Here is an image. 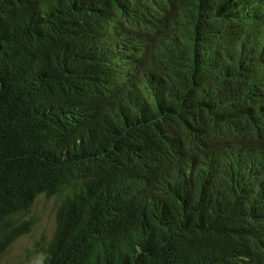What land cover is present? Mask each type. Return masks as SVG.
Here are the masks:
<instances>
[{"label":"trees","instance_id":"obj_1","mask_svg":"<svg viewBox=\"0 0 264 264\" xmlns=\"http://www.w3.org/2000/svg\"><path fill=\"white\" fill-rule=\"evenodd\" d=\"M241 13L0 0V257L45 194L41 264H264V36Z\"/></svg>","mask_w":264,"mask_h":264},{"label":"rangeland","instance_id":"obj_2","mask_svg":"<svg viewBox=\"0 0 264 264\" xmlns=\"http://www.w3.org/2000/svg\"><path fill=\"white\" fill-rule=\"evenodd\" d=\"M60 196L40 195L21 219L32 220V231L22 235L1 257L0 264H40L44 249L51 241L55 226Z\"/></svg>","mask_w":264,"mask_h":264},{"label":"clouds","instance_id":"obj_3","mask_svg":"<svg viewBox=\"0 0 264 264\" xmlns=\"http://www.w3.org/2000/svg\"><path fill=\"white\" fill-rule=\"evenodd\" d=\"M228 1V7H229V9H230V11L232 12V13H234V11L235 10H239V11H241L242 13V15H243V17H244V19H245V21H246V23H247V25H249L250 27H251V25H253V27H249V29H246V31H248L249 33H253L254 31H258V34H259V36H264V5L263 4H258L260 1L261 2H263L264 3V0H227ZM259 11V13L261 14L262 13V16L263 17H256L255 18V16L256 15H254L256 12H258ZM253 19V18H255L254 19V22L253 21H251V19ZM40 195H45V194H40ZM40 195H38V196H40ZM47 196V195H46ZM53 196H58V195H53ZM60 196V203H61V195H59ZM49 197H52V196H49ZM38 198V197H37ZM36 198V199H37ZM36 201V200H35ZM35 203V202H34ZM60 203H59V205H60ZM59 205H58V207H59ZM33 206V205H32ZM31 206V207H32ZM31 209V208H30ZM29 209V210H30ZM28 210V211H29ZM57 210H58V208H57ZM27 211V212H28ZM22 213H25V212H21V213H18V214H16L15 216H13V219L18 223V222H21V221H24V220H27V219H21L20 218V215L22 214ZM56 215H57V212H56ZM31 222H32V227H33V225H34V222L32 221V220H30ZM55 230H56V226H55ZM31 231H32V229H31ZM30 231V232H31ZM30 232H28V233H30ZM54 233H55V231H54ZM25 234H27V233H25ZM25 234H23V235H25ZM22 236V235H21ZM20 236V237H21ZM53 236H54V234H53ZM19 238V237H18ZM17 238V239H18ZM53 238V237H52ZM52 240V239H51ZM15 242V241H14ZM13 242V243H14ZM51 242V241H50ZM49 242V243H50ZM12 243V244H13ZM11 244V245H12ZM11 245L8 247V249L11 247ZM49 245V244H48ZM48 247V246H47ZM46 247V248H47ZM45 248V249H46ZM7 249V250H8ZM45 249H44V251H43V254H42V257H41V261H40V264H41V262H42V258H43V255H44V252H45ZM7 250L2 254V256L7 252ZM1 256V257H2ZM1 257H0V259H1Z\"/></svg>","mask_w":264,"mask_h":264},{"label":"bare ground","instance_id":"obj_4","mask_svg":"<svg viewBox=\"0 0 264 264\" xmlns=\"http://www.w3.org/2000/svg\"><path fill=\"white\" fill-rule=\"evenodd\" d=\"M170 1H171V2H174L175 0H170ZM258 4H259V5H260V4H263V5H264V3L261 2V1H260ZM125 11L128 12V9L125 8ZM254 15H256L255 18L258 17V16H259L260 18L263 17V16H262V13L260 14L259 12H256ZM255 18H253V19L250 18V19H251V21L254 22V19H255ZM112 25H113V24H112ZM113 26H114V25H113ZM205 28H208V26H206ZM208 29L211 30L210 27H209ZM208 29H207V31H208ZM210 30H209V31H210ZM207 31H206V32H207ZM212 31H213V30H212ZM210 33H211V32H210ZM216 57H217V56H216ZM216 61H218V60H216ZM117 68H118V67H117ZM117 68H116V69H117ZM117 71H118V70H117ZM117 71H116V72H117ZM114 75H115V74H114ZM165 93H166V92H162L161 94H158V95H157V100H158L159 104H160V96H159V95H164ZM159 107H161V106H159ZM183 149H184V148H183ZM243 167H244V166H243ZM245 186H246V184H245Z\"/></svg>","mask_w":264,"mask_h":264}]
</instances>
